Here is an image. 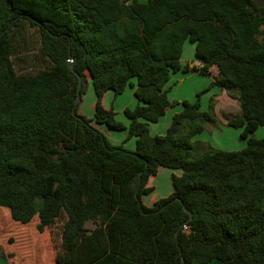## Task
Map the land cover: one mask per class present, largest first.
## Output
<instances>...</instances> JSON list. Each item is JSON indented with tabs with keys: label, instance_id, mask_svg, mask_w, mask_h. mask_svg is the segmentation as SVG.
Wrapping results in <instances>:
<instances>
[{
	"label": "trees",
	"instance_id": "obj_1",
	"mask_svg": "<svg viewBox=\"0 0 264 264\" xmlns=\"http://www.w3.org/2000/svg\"><path fill=\"white\" fill-rule=\"evenodd\" d=\"M29 30L45 64L19 74ZM187 41L201 66H182ZM213 67V84L238 95L241 113L228 126L246 147L196 157L193 139L215 123L199 103L185 102L165 135L149 126L167 112L172 75L211 76ZM78 76L81 96L89 85L96 96L95 120L119 131L102 101L137 82L138 105L125 110L134 151L78 114ZM259 127L264 8L252 0H0V211L39 235L65 217L56 264H264ZM163 168L181 174L148 204Z\"/></svg>",
	"mask_w": 264,
	"mask_h": 264
},
{
	"label": "rangeland",
	"instance_id": "obj_2",
	"mask_svg": "<svg viewBox=\"0 0 264 264\" xmlns=\"http://www.w3.org/2000/svg\"><path fill=\"white\" fill-rule=\"evenodd\" d=\"M140 1L146 2V0ZM38 46L37 33L34 30H29L26 37L20 40L18 45L22 55L14 59L19 74H34L44 66L45 63L40 59L37 52ZM182 58L184 64L189 63L194 66L193 63H190L194 59V45L192 43L186 42ZM213 82L214 80L208 75L189 70L188 72L180 71L174 74L167 84L169 100L167 112H171L168 122L171 121V117L177 111H181L185 102L199 103L201 111L210 112L215 118V123L207 124L206 130L193 139L195 144L194 155L196 157L211 148L223 151H239L246 147V141L240 138L242 130L234 129L226 124V120L237 113H241V107L236 103V107L227 109L225 114L222 113L221 109H216L212 100L217 85ZM133 84L135 85L136 82L133 81ZM134 92L135 86L128 87L124 93L117 97L113 93L106 97L107 106L104 107L112 110L115 121L123 126L120 131L111 129L107 124L98 123L95 120L94 103L96 96L91 85L87 87L85 93L81 96L78 104V114L87 118L90 124L99 129L113 146L134 151L135 139L129 137L130 119L125 114V110H133L138 105ZM237 96V94L234 96L236 100H238ZM103 102L105 104V101ZM166 118L162 117L159 123L151 125L155 128V134L165 127ZM164 133L166 132L164 131ZM252 136L256 139H264V127H259ZM240 145H243V147L240 148ZM180 174L179 170L161 169L155 182L156 190L153 192L167 197L173 191L172 176ZM147 200L148 198H146ZM65 220V217L60 218L54 226L46 230L45 234L39 235L36 233V226L33 228L35 230L33 232L31 227H21L0 211V247L6 253L14 254L13 261L0 255V264H56L53 259L61 245ZM88 226L91 228L92 224H88ZM219 263L215 260L213 264Z\"/></svg>",
	"mask_w": 264,
	"mask_h": 264
},
{
	"label": "crops",
	"instance_id": "obj_3",
	"mask_svg": "<svg viewBox=\"0 0 264 264\" xmlns=\"http://www.w3.org/2000/svg\"><path fill=\"white\" fill-rule=\"evenodd\" d=\"M186 44V43H185ZM194 45V52H195V44H193ZM185 46V45H184ZM183 52H184V50H183ZM182 56H183V54H182ZM190 63H193L194 65H196V66H201V64L198 62V61H196V59H195V57H194V59H193V61L192 62H190ZM181 64H182V66H185L186 64H184L183 63V58L181 57ZM187 64H189V63H187ZM218 74V69L216 68V67H213L212 69H211V76H209V77H211L213 80H215L214 79V77L216 76ZM172 77H173V75H172ZM172 77H171V79H172ZM170 79V80H171ZM136 82V81H135ZM168 84V83H167ZM167 84L165 85V89L166 90H168L167 89ZM136 85H137V82H136V84H135V89H136ZM214 92H216L215 94H214V98H213V104L215 105V107H216V109H221L222 110V113L223 114H225L226 112H227V109H229V108H231V107H236V105L237 104H239V102H238V100H236L235 99V94L234 93H232V92H229V91H227V90H225V89H222L221 87H219V86H217L216 87V89L214 90ZM110 93H112V92H109V93H107L106 95H105V97H104V99H103V101H105V104H104V102L102 101V103H103V106H107L106 105V97H108L109 95H111ZM134 97H135V95H134ZM237 98H238V96H237ZM136 99V98H135ZM137 100V99H136ZM237 103V104H236ZM239 106H240V104H239ZM238 106V107H239ZM106 109H108V108H106ZM180 111H177V113H179ZM240 113H237L236 115H234V116H237V115H239ZM169 115H171V112H166V114L163 116V117H167L166 118V121H165V127L162 129V130H160L157 134H155L154 132H155V128H154V126H151V125H153V124H150V126H149V128H150V131H151V134L152 135H164L165 133H164V131L166 132L167 131V129H168V127L170 126V124H171V121H172V119H173V117H171V121H169L168 122V119H169ZM174 116V115H173ZM233 116V117H234ZM159 123V122H158ZM155 124H157V123H155ZM226 124L228 125V120H226ZM153 127V128H152ZM201 144H202V142H200ZM202 145H204V144H202ZM243 147V145H240V148H242ZM160 171H161V169H160ZM159 171V172H160ZM159 174V173H158ZM156 179H157V177H156ZM156 179L154 180V185H155V182H156ZM155 190H156V186H155ZM172 192V191H171ZM163 197H166V196H161V195H159V194H157V193H155V192H153L150 196H148L147 198H148V200L146 201L148 204H151V202H154V201H156V200H158V199H160V198H163ZM263 206H264V203H263ZM218 261V260H217ZM220 262V261H219ZM213 263H215V260L214 261H212V262H210V263H208V264H213ZM219 264H221V263H219Z\"/></svg>",
	"mask_w": 264,
	"mask_h": 264
},
{
	"label": "water",
	"instance_id": "obj_4",
	"mask_svg": "<svg viewBox=\"0 0 264 264\" xmlns=\"http://www.w3.org/2000/svg\"><path fill=\"white\" fill-rule=\"evenodd\" d=\"M259 8H264V0H252ZM70 68L74 70V63L70 62L69 64ZM79 78V84H78V90H77V98L75 101V104L78 105L81 100V88H82V79L80 76ZM191 215V214H190Z\"/></svg>",
	"mask_w": 264,
	"mask_h": 264
}]
</instances>
